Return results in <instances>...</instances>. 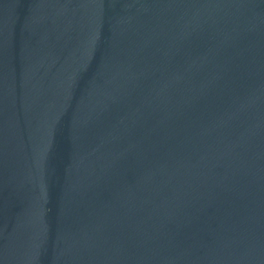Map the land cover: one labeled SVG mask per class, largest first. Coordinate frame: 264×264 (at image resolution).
<instances>
[{
    "label": "water",
    "instance_id": "95a60500",
    "mask_svg": "<svg viewBox=\"0 0 264 264\" xmlns=\"http://www.w3.org/2000/svg\"><path fill=\"white\" fill-rule=\"evenodd\" d=\"M0 264H264V0H0Z\"/></svg>",
    "mask_w": 264,
    "mask_h": 264
}]
</instances>
